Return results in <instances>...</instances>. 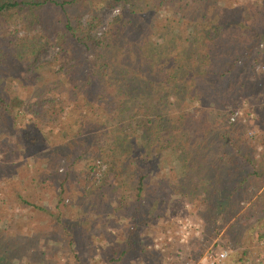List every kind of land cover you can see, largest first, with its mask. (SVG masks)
I'll use <instances>...</instances> for the list:
<instances>
[{
  "label": "rangeland",
  "instance_id": "rangeland-1",
  "mask_svg": "<svg viewBox=\"0 0 264 264\" xmlns=\"http://www.w3.org/2000/svg\"><path fill=\"white\" fill-rule=\"evenodd\" d=\"M193 1L182 0L167 16L160 14L157 20L170 25L162 33L152 30L158 25L152 13L139 14L142 25H149L147 28L152 31V46L165 48L172 43L168 49L178 53L182 40L194 33L193 26L200 25L198 18L204 12ZM226 1L228 5L233 3L234 11L224 23L237 38L232 43L235 54L230 64L222 65L224 71L232 69L234 74L217 85L200 82L196 88L203 95L200 100L173 97L169 100L171 104L165 105L167 108L157 105L164 110L166 128L174 126L173 121L178 127L172 137L161 141L156 152L149 154L136 141L135 123L113 126V133L100 141L95 138L99 133L95 131L92 136L59 146L53 143L44 151L46 157H64L66 165L76 160L65 192L49 183L38 187L37 181L34 182L37 168L42 167L38 159L11 148L7 158L0 156V264H79L80 260L81 264H198L207 252L216 254L225 250L228 258L220 264H238L239 246L226 245L222 240L229 229L246 232L242 247L252 254L245 264H264V240L258 238L264 234L262 206L258 209L259 203L264 204V178L255 177L252 187L244 186L249 188L244 193L251 196L239 206V218L209 217L208 187L215 184L214 172L217 173L210 163L219 157L216 153L219 143L214 135L219 127L226 123L229 127H241V137L252 149L253 165H264V0ZM108 5L98 12L95 35L99 39L110 25L127 16L130 8L127 3L114 8ZM218 8L216 12L220 15L225 7ZM210 11L212 15L213 8ZM90 17L91 13L84 14L83 25H87ZM217 19L209 18L205 25H215L211 20ZM12 26L19 39L34 35L21 20H14ZM226 48V45L217 48L226 53L221 60L228 58ZM59 51L52 46L45 54L44 61L53 65L50 74L58 71ZM237 59V64L231 66ZM49 73L45 77H50ZM56 83L63 88L62 79L53 80L52 84ZM7 87L10 95L39 91V86L29 81L9 80ZM218 91H223L221 96H216ZM148 104L156 106L157 101ZM236 110H241L244 118L231 124V115ZM98 116L102 119L100 112L94 119ZM121 128L125 133L120 136L132 141L130 151L109 158L116 149ZM99 151L105 156H99ZM198 151L203 154L200 160L196 159ZM260 183L261 189L256 186ZM122 251H127V258L112 263ZM146 251L149 253L145 254ZM134 253L139 254L138 258H133ZM188 256L192 260H187Z\"/></svg>",
  "mask_w": 264,
  "mask_h": 264
},
{
  "label": "trees",
  "instance_id": "trees-1",
  "mask_svg": "<svg viewBox=\"0 0 264 264\" xmlns=\"http://www.w3.org/2000/svg\"><path fill=\"white\" fill-rule=\"evenodd\" d=\"M179 2L180 5L183 3L182 0H0V82L3 83L0 87V156L7 158L11 148L16 153L38 159L42 164L34 177L38 187L49 183L65 192L76 160L66 165L64 157H46L44 151L53 143L59 146L69 140L92 136L95 131L99 132L95 138L100 141L113 133V126L135 123L136 141L143 144L149 154L156 152L161 141L172 137L178 127L173 121L175 127L166 128L164 110L157 105L167 108L165 105L171 104L169 100L173 97L200 100L203 95L196 89L200 82L217 85L234 74L232 69L224 71L222 65L230 64L231 56L235 54L231 50L232 43L237 38L235 32L230 34L232 28L227 30L224 23L227 15L234 11L233 3L228 5L226 0L193 1L201 5L204 12L198 18L200 25L193 26L194 33L182 40L177 54L168 49L172 43L165 48L150 44L152 31L147 28L149 25H142L139 14L148 12L147 16H150L152 13L153 21L158 22L152 30L162 33L170 25H163L157 19L160 14L167 16ZM121 3L130 5L127 16L110 25L101 39L97 38L99 10L106 4L114 8ZM219 5L225 7L220 15L216 12ZM85 13L92 14L87 25H83ZM214 17H218L211 20L215 25H205ZM14 20H21L26 30L34 35L19 39L13 31ZM222 44L229 53L227 60H221L226 53L217 49ZM52 46L60 49L56 63L58 71H52L55 74L49 73L53 65L44 61ZM237 62L238 59L231 66ZM220 68L222 72L218 71ZM46 73L50 77H45ZM59 78L64 81L63 88L58 85L59 81L52 84ZM9 80L32 82L39 86V91L31 95H10L6 91ZM223 91L216 92V96H221ZM155 99L156 106L148 104ZM99 112L102 119L99 116L94 119ZM183 126L186 128V124ZM118 131L115 132L119 134L116 149L110 152L109 158L130 151L132 141L120 136L124 135V128ZM241 132L238 125L229 127L226 123L214 134L219 143L216 151L219 157L210 163L211 169L217 171L214 172L215 184L208 187L211 218H239V206L251 196L244 191L249 185L252 187L253 178H264V165H253L252 149L241 137ZM99 152V156H105ZM201 158L202 151H198L196 159ZM186 173L184 170V175ZM262 184H257V188L261 189ZM260 206V212L264 213L262 202L258 209ZM245 234L229 229L222 236L226 245L236 243L239 246L238 264H245L252 254L250 249L242 247ZM239 236L242 237L240 241ZM258 238L264 240V234ZM127 255V251L119 252L111 262L126 259ZM138 255L134 253L133 258ZM187 260L192 259L188 256Z\"/></svg>",
  "mask_w": 264,
  "mask_h": 264
},
{
  "label": "built area",
  "instance_id": "built-area-1",
  "mask_svg": "<svg viewBox=\"0 0 264 264\" xmlns=\"http://www.w3.org/2000/svg\"><path fill=\"white\" fill-rule=\"evenodd\" d=\"M119 11L117 10L116 13ZM243 112L241 110H236L230 118L231 123L236 122L237 120L243 119ZM98 166H101L102 164L98 162ZM104 168V167H103ZM104 170V169H103ZM228 251H221L219 253H213V252H207L199 261L198 264H220L221 262H224L228 258Z\"/></svg>",
  "mask_w": 264,
  "mask_h": 264
}]
</instances>
